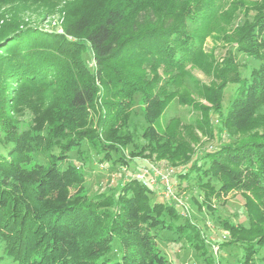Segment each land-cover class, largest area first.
<instances>
[{"label":"trees","instance_id":"1","mask_svg":"<svg viewBox=\"0 0 264 264\" xmlns=\"http://www.w3.org/2000/svg\"><path fill=\"white\" fill-rule=\"evenodd\" d=\"M239 2L0 0V244L8 259L15 264H172L157 246L160 233L191 248L205 245L173 204L157 201L152 189L133 178L121 182L114 195L88 196L80 164L84 143L104 162L121 151L113 134L126 127L135 97L143 105L142 136L157 152L173 146L174 131L160 134L156 119L172 100H187L181 95L187 68L203 65L211 37L231 48L215 92L221 97L227 82L236 86L225 119L236 132L252 127L264 103V0L253 2L252 19L232 38L220 37L225 30L212 35L219 23H231ZM36 8L43 18L58 15L61 31L27 23L23 14ZM238 55L258 62L247 79L239 75ZM25 112L31 114L28 126L22 123ZM261 135L202 151L175 175L182 189H197L205 203L230 193L245 197L249 230L223 223L232 238L224 244L242 251L238 264H254L264 250ZM182 148L173 146L176 158ZM259 261L264 264V253Z\"/></svg>","mask_w":264,"mask_h":264},{"label":"rangeland","instance_id":"2","mask_svg":"<svg viewBox=\"0 0 264 264\" xmlns=\"http://www.w3.org/2000/svg\"><path fill=\"white\" fill-rule=\"evenodd\" d=\"M239 1V9L235 12L231 23L227 25L224 22L219 23L212 34L214 37L225 30L220 37L232 38L233 31L237 27L242 26L245 20L252 19L254 14L251 7H254L252 4L256 0ZM227 8L226 6L224 10ZM23 15L24 20L31 25L40 26L47 31H61L58 15L43 18L38 8ZM227 50L231 48L222 40L207 38L204 50L207 58L203 65L200 68H187L189 78L181 92L187 100L185 102L178 99L172 100L156 119L155 128L160 134L174 131L172 132L174 133L172 135L173 146L180 144L183 147L182 156L177 155L176 158L173 155L175 154L173 146L169 147L166 152H157L158 148L148 143L142 136L146 123L143 105L137 97L134 98L131 106L126 127H121L113 134V138L116 139L112 140L113 144L121 150L120 152H111L110 160L104 162L95 149L88 143H84L85 159L80 166L85 173L84 188L88 196L100 193L114 195V192L121 186V182L133 178L138 183L152 189L157 201L173 204L182 219H187L202 234L205 245L201 249H196L181 240L167 241L165 239L171 235L160 233L157 246L172 264H238L237 260L242 251L224 244L232 241V238L229 229L224 227L223 223L226 222L228 226L232 225L238 231L249 230V212L244 206V196L239 193H230L220 199L214 198L209 203H205L197 189L192 187L182 189L175 176L202 151L210 150L221 144H239L264 133V103L258 107L252 127L244 132L234 131L225 119V113L236 96V86L227 82L221 97L215 92L222 82L218 73L220 70L223 71V61ZM87 60L91 67L93 65L91 55L87 57ZM236 60L239 65V75L245 79L258 65L255 60L247 59L242 55H238ZM225 75L229 76V74ZM91 120L87 129L94 126L96 117H92ZM172 120L175 124L170 127ZM30 121L31 114L25 112L22 117L23 126L30 125ZM172 156H174L173 159ZM70 157L74 164H79L73 153H70ZM144 172L147 174L142 177ZM139 176L142 178L140 179ZM167 177L170 188L168 197L163 195L165 191L160 181L161 178L166 179ZM183 220L177 224H182ZM112 247L113 251H117L116 241L113 242ZM263 253L264 250L256 256L254 264H261L259 258L263 256ZM0 264H15L6 257L1 244Z\"/></svg>","mask_w":264,"mask_h":264},{"label":"built area","instance_id":"3","mask_svg":"<svg viewBox=\"0 0 264 264\" xmlns=\"http://www.w3.org/2000/svg\"><path fill=\"white\" fill-rule=\"evenodd\" d=\"M147 173H143L142 177H144ZM142 177L139 176V178L141 179ZM160 181L162 182V189L165 191L163 195L168 197V192L170 193V188H169V183H168V177L166 179L161 178ZM153 183H155V181L153 180ZM161 189V190H162Z\"/></svg>","mask_w":264,"mask_h":264}]
</instances>
